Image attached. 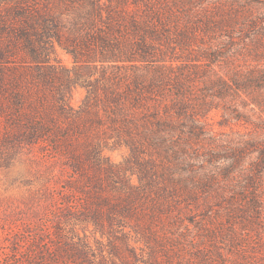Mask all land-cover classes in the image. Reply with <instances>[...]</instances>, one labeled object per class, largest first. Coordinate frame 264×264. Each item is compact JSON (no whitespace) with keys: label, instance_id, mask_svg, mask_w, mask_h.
Instances as JSON below:
<instances>
[{"label":"trees","instance_id":"trees-1","mask_svg":"<svg viewBox=\"0 0 264 264\" xmlns=\"http://www.w3.org/2000/svg\"><path fill=\"white\" fill-rule=\"evenodd\" d=\"M189 2L0 0V155L51 213L8 264H264V12ZM212 108L243 131L212 139Z\"/></svg>","mask_w":264,"mask_h":264},{"label":"rangeland","instance_id":"rangeland-1","mask_svg":"<svg viewBox=\"0 0 264 264\" xmlns=\"http://www.w3.org/2000/svg\"><path fill=\"white\" fill-rule=\"evenodd\" d=\"M189 1V7L194 9L200 6L224 7L229 4H244V6L252 5L253 11L264 12V0H255V2L252 0ZM56 57L64 67H72L73 60L64 50L57 48ZM84 95L85 88L75 85L68 95L70 104L77 107ZM207 115L208 124L206 127L209 129L212 139L225 140L234 136L235 132H242L244 129L243 125L234 121L231 123L222 120L219 108H212ZM102 152L108 159L116 163L123 162L129 154L128 149L123 145H108L103 148ZM34 171L27 169L18 157L6 159L0 155V264H8L9 261L13 260L12 249L15 242L18 245L19 256L28 260L33 257L38 247L43 249L50 239L51 234L47 232V228L42 230L41 225V222L45 223L47 214L50 212V204L44 203L41 212L35 214L33 212L35 205L31 202V195L28 197L40 186L39 174L36 170ZM132 179L136 181L135 175L132 176ZM45 214L46 216H44ZM50 215L51 213L49 218ZM79 232L82 234L81 230ZM86 235V239L90 242L93 250L104 249L107 251V244L104 243L100 246L99 243H96L92 232L88 230ZM103 242L106 241L103 240Z\"/></svg>","mask_w":264,"mask_h":264}]
</instances>
